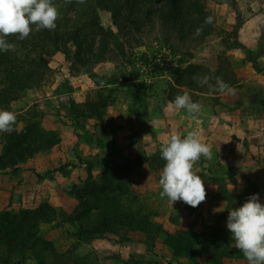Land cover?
Returning <instances> with one entry per match:
<instances>
[{"label": "rangeland", "instance_id": "1", "mask_svg": "<svg viewBox=\"0 0 264 264\" xmlns=\"http://www.w3.org/2000/svg\"><path fill=\"white\" fill-rule=\"evenodd\" d=\"M76 1L69 4L66 0H53L60 18L55 30L50 31L61 37L57 44L60 49L65 47L71 54L76 50L70 40L72 35L79 32L91 42L97 38L94 21L116 32L115 38L120 44L117 47L110 43L106 55L93 67L107 81L105 85L96 86L88 81L87 74L69 70V61L60 50L45 55L44 51L52 49L51 41H41L47 47L43 53L40 47L38 51L29 47L30 36L37 32L35 26L24 40L7 37L15 45V51H2L13 62H17L15 55L20 57L19 61H26L23 54L27 49L30 57L42 53L46 68L38 67L37 81L21 90L4 109L0 107L16 114L14 127L18 129L0 133V157H4L0 160V226L5 233H0V264H194V261L219 264L211 263L208 256L183 257L161 246V239H166V242L175 240L179 245L200 250L206 241L205 236L198 234L217 235L212 229L219 220L209 213L205 223L202 220L205 229L201 232L185 228L172 235L166 232L162 228L161 207L170 201L162 199V188L154 185L166 162L161 158L160 148L140 151L136 142L143 128L145 108L164 103L167 86L186 65L199 66L194 86H183L193 102L205 99L203 93L219 92L214 90L217 77L224 81L223 78L228 80L233 75L236 81L235 70L243 58L232 49L237 43L233 27L243 20V11L262 10L263 4L254 2L257 6L252 8L253 1L246 0L239 9L235 0L236 8L232 0H201L212 23H204L205 33L199 29L197 34V30L188 31L187 26L172 29L171 22L165 19L171 11L170 0H156L134 16L138 26L127 21V17H132L128 8L120 9L118 23L122 29L117 33L110 12L97 8L95 0H85L80 5ZM118 1L124 4L127 0ZM94 9L97 20L92 15ZM262 35L264 39V32ZM76 41L81 46L80 53L88 54L82 41ZM259 52L245 51V54L255 61ZM205 77L209 78L208 83L201 85ZM246 87L259 90L250 83ZM41 138L49 139L51 146L45 141L39 146ZM22 139L27 142L23 143ZM17 143L22 145L24 156L15 157L8 164L11 156L7 152ZM28 153L32 154L28 156ZM133 157H140L141 163L132 166L130 171L122 169L125 159ZM5 161L7 165L2 166ZM87 163L93 164L90 177L86 173ZM205 167L214 173L220 170L216 164ZM194 172L206 180L201 171ZM48 206L55 211H50ZM39 207L54 218L40 221L36 231L30 225L28 230L34 231L33 237L21 245L15 240L24 233L21 216L36 219L39 213L35 211ZM83 209L92 214L91 225L101 220L104 213L112 217L109 222L116 232L96 226L95 234H88L79 225ZM131 211L142 215L145 233L114 221V217L123 219ZM176 217L171 212L170 220L175 221ZM182 217L189 220L191 214L185 213ZM45 240L49 244L45 245ZM130 240L135 243L131 244ZM137 241H143L145 246L129 250ZM229 244L234 252L235 241ZM236 252L241 251L236 248ZM220 259L221 264H248L245 257Z\"/></svg>", "mask_w": 264, "mask_h": 264}, {"label": "crops", "instance_id": "2", "mask_svg": "<svg viewBox=\"0 0 264 264\" xmlns=\"http://www.w3.org/2000/svg\"><path fill=\"white\" fill-rule=\"evenodd\" d=\"M235 1L241 9L246 0ZM250 1H253L252 8L257 6L254 2L259 1L263 4V9H254V12L245 10L241 14L243 20L237 28L236 39L243 48L235 44L232 49L235 54L239 52L243 64L240 62L235 70L236 81L230 86L234 91L203 93L205 99L198 102L202 105V111L195 116L188 115L183 109H175L166 98L161 106L151 104L144 110L143 128L136 142L140 151H156L172 134L183 137L190 131H197L202 142L211 146L213 153L212 159L202 156L193 167V171H201L206 179V200L193 210H188L183 201H177L173 205L170 201L167 202L168 205L161 207L164 217L162 228L171 235L180 228L201 232L205 229L202 220L205 223L209 213L221 214L219 225L227 229L228 212L242 206L253 194H259V201L264 204V39L261 37L264 27V0ZM247 50H260L255 58L260 69H254L253 58L246 57ZM79 76L82 74L75 77ZM87 79L92 81L89 77ZM249 83L257 86L259 90H249L246 87ZM209 164H216L220 170L211 172L212 170L205 167ZM154 185L161 187L159 180ZM171 212L177 216L175 221L170 220ZM185 213L191 214L189 220L182 217ZM161 241V246L171 249L172 253L168 242L164 239ZM132 243L135 242L131 241ZM143 246V241H137L129 250H138ZM190 252L180 256L207 257L200 250ZM241 254L243 253L236 252L235 248L230 257H244Z\"/></svg>", "mask_w": 264, "mask_h": 264}, {"label": "trees", "instance_id": "3", "mask_svg": "<svg viewBox=\"0 0 264 264\" xmlns=\"http://www.w3.org/2000/svg\"><path fill=\"white\" fill-rule=\"evenodd\" d=\"M76 1V0H75ZM156 1V0H127L122 4L118 0H95L96 7L97 8H102L104 10H107L110 12L111 16L113 17V24L117 28V33L118 30H121L122 27L118 23V18H119V10L122 8H128V13L132 15V17H127V21L131 22L133 25L139 24V22L135 19L134 16L139 15L142 12V8L146 6L147 4ZM77 2V1H76ZM171 2V11L170 13L166 14V20L168 22H171V27L172 29H176V27L181 28L183 26H187V30H199L205 33V20L208 17L207 13L205 12V6L202 3L201 0H170ZM233 6L235 7L234 0L231 1ZM80 5V3H78ZM236 8V7H235ZM236 10V9H235ZM92 15L97 20L98 15L95 13V9L92 10ZM161 16H164V13L161 14ZM93 26L97 27V38L94 39V41H89L88 39L82 38L79 32H77L76 35H72L70 40L73 41V43L76 45V50L74 53H70L69 49H66L65 47L58 46V42L61 41V37L57 36V33L54 31L50 30H45L41 29L40 32H35L33 35L30 36L32 42L29 44V47H33L34 50L38 51V47H40V52L43 53V51L47 48L44 47L41 41L44 42L51 41V48L48 51H44L45 55H51L55 50H60L65 59L69 61V70H73L74 72H83L86 73L89 78L92 80V82L96 86H102L107 83L101 75L96 73L93 70V67L96 63H98L107 53L109 50V44L113 43L115 46L118 47L117 39L115 38L116 32H114L110 28H104L102 25H100L97 21H94L92 23ZM239 24L235 25L233 27V30L237 32ZM262 31L264 32V27L262 28ZM75 33V32H74ZM79 33V34H78ZM75 36V37H74ZM75 39V40H74ZM76 40H81L84 46L88 50V54H83L81 52V46L79 42ZM110 40V42H108ZM238 44L240 47L243 48V45L240 43H235ZM44 48V49H43ZM249 50H247L248 52ZM39 54L36 55V57H30L28 53V49L24 52L23 56L26 58L23 59L22 61L20 60V57L18 56H13L14 58L17 59V62L10 61L8 56L6 54L0 52V107L1 109H4L8 102L11 100H14L18 97V94L21 90H23L25 87L30 86L31 84H34L37 81V78H39V71H37L38 67H44L46 68V63L44 61V55ZM12 59V58H11ZM253 67H257L256 62L253 60ZM199 66L195 64H188L186 67L183 69L177 71L175 74V77L173 79V82L170 83L165 92V98L169 101L172 102L174 98L178 94H183L186 91L183 89V86L186 88H191L194 86V84L197 82V76L196 73L198 71ZM219 68H217L218 70ZM232 76V77H231ZM229 78L230 79H224L223 82H225L228 85H232L234 83L233 81V75H231ZM215 91L216 88L214 89ZM214 91V92H215ZM85 104V103H83ZM92 104V103H88ZM91 116V115H88ZM23 143L27 142L24 141L23 139L21 140ZM45 138H41L39 142H42L39 144V146L43 144H47L48 146H51V142L49 139H46L45 143ZM27 144V143H26ZM36 146V145H35ZM33 153V152H32ZM32 153H28V156H30ZM7 154L10 157L8 159V164H11L16 158H23V148L22 145L19 143L10 146ZM16 157V158H15ZM4 157H0V160ZM15 158V159H13ZM141 163V158L140 157H133V158H126L124 161V164L121 166L122 169H126L127 171H130L131 167L134 165H138ZM2 166H6L7 162L1 163ZM93 164L92 163H87L86 167V173L87 176H91V170H92ZM185 207L188 210H193L195 208L185 204ZM50 211H55L54 207H49ZM82 214L79 215L80 221L79 225L82 228H85V231L90 234L94 235L95 228L96 226H101L105 228V230H108L109 232L115 233L116 229L114 228V225L109 222V220L112 219V217H109L104 213L101 216V220L95 221L93 225L92 224V214L88 212V210L83 209L80 211ZM35 213H39V217L36 219L34 217H29V215H24L23 217L21 216V227L23 229V235L18 237L17 242H19L21 245L26 244L27 241L33 237L34 231L38 228L39 222H48L53 220L54 216H49L44 213V210L39 207ZM123 219H120L119 217H114V221L117 220V222L120 225H124V227H132L137 229L138 231L145 233V223H143L142 220V215L140 214L139 211H131L128 212ZM145 216V215H144ZM213 216L216 217V219H221L222 215L218 213H213ZM77 219V217H75ZM116 218V219H115ZM30 219V220H29ZM32 225L35 229L34 231L28 230L29 226ZM88 230V231H87ZM104 230V229H103ZM4 227L0 226V233L5 234L4 232ZM212 232L217 234V235H212L211 233H203V234H198L199 236L204 237L205 239V245L204 247H201V251H203L205 254H207L208 258L211 259L212 262H216L221 264V257L224 256H231L233 254V246L229 244V242H233L234 240L229 237L231 233L229 232L228 229H223L219 224L216 225L214 229H212ZM16 238V237H15ZM166 241V239H164ZM178 241V240H177ZM228 242V243H227ZM45 245L49 244V241H44L43 242ZM170 247L172 248V252L174 251V254H182V253H191V250L197 251V249H192L189 247H184L182 245H179L178 242L175 240H171L168 242ZM182 246V247H179ZM199 250V249H198ZM216 254V255H215ZM195 264H197L196 261H194Z\"/></svg>", "mask_w": 264, "mask_h": 264}, {"label": "clouds", "instance_id": "4", "mask_svg": "<svg viewBox=\"0 0 264 264\" xmlns=\"http://www.w3.org/2000/svg\"><path fill=\"white\" fill-rule=\"evenodd\" d=\"M71 2L66 0V3ZM77 2L83 4L85 0ZM59 18V9L53 0H0V51H15V45L9 43L7 37L17 36L19 40H24L33 31V26L36 31L55 30ZM205 23H212V18L207 17ZM216 79L217 91H234L220 78ZM208 80L205 77L200 81L201 85ZM171 103L175 109H183L190 116L202 111V105L193 102L187 92L178 94ZM16 121L14 112L0 110V133L18 131L14 127ZM160 155L166 162L159 178L161 198H167L172 205L183 201L193 208L204 202L205 180L193 171V167L202 156L212 159L213 153L211 146L200 139V133L190 131L183 137L172 134L161 145ZM226 227L235 241V247L243 253L248 264H264V204L259 201V194L251 195L242 206L230 210Z\"/></svg>", "mask_w": 264, "mask_h": 264}]
</instances>
